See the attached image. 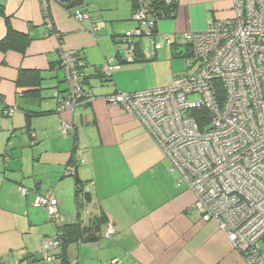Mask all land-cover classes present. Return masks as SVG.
Returning a JSON list of instances; mask_svg holds the SVG:
<instances>
[{"label":"crops","instance_id":"obj_1","mask_svg":"<svg viewBox=\"0 0 264 264\" xmlns=\"http://www.w3.org/2000/svg\"><path fill=\"white\" fill-rule=\"evenodd\" d=\"M134 3L81 0L78 6L89 18L78 21L56 0H0V41L8 27L28 38L23 50L0 49V264H112L114 259L121 264H244L217 225L202 221L191 208L193 193L176 184L177 174L169 172V162L137 118L106 100L118 91L165 86L182 75L179 35L230 18L231 0H176L175 17L157 22L152 41L139 42L131 63L111 78L98 76L97 69L115 56V39L135 26ZM164 34L173 44L156 48L153 42ZM60 51L81 59L82 85L91 93L73 110L56 109L57 98L67 92ZM21 70L38 71L39 84L19 87ZM10 106L17 109L3 114ZM62 122L75 127V149L72 138L60 133ZM73 155L88 194L87 217L75 176L65 173ZM18 186L29 190L26 197ZM47 192L57 199L60 214L69 217L63 224L75 221L78 208L81 225L105 216L93 239L68 244L64 261L47 263L37 255L43 238L57 232L47 212L32 206L37 194ZM108 222L115 226L110 238L104 237Z\"/></svg>","mask_w":264,"mask_h":264},{"label":"built area","instance_id":"obj_2","mask_svg":"<svg viewBox=\"0 0 264 264\" xmlns=\"http://www.w3.org/2000/svg\"><path fill=\"white\" fill-rule=\"evenodd\" d=\"M231 6L230 18L210 20L204 30L179 35L178 43L186 46L182 75L165 86L118 91L106 100L137 118L169 162V172L177 174L176 184L193 193L191 208L201 220L217 225L244 264H264V0H231ZM151 7V0H136L135 26L114 43L119 57L103 63L105 78L124 65L121 60H134L141 40L152 41L159 18ZM70 9L78 21L89 18L78 5ZM46 27L51 28L49 21ZM153 44L159 48L173 41L164 34ZM59 58L67 92L57 98L56 109L73 110L91 96L82 85L84 64L73 52L60 51ZM16 109L6 107L3 113L11 115ZM60 133L72 138L75 127L62 122ZM72 158L66 174L73 175L79 164ZM18 191L26 197L29 190L18 186ZM32 206L44 209L57 227L69 219L60 214L51 192L37 194ZM82 212L88 216L85 206ZM114 233V224L108 222L104 237ZM60 234L42 240L47 263L60 257ZM111 263L121 264L115 259Z\"/></svg>","mask_w":264,"mask_h":264},{"label":"trees","instance_id":"obj_3","mask_svg":"<svg viewBox=\"0 0 264 264\" xmlns=\"http://www.w3.org/2000/svg\"><path fill=\"white\" fill-rule=\"evenodd\" d=\"M64 4L69 9L72 6H77L78 4L81 3V0H64ZM136 2V0H135ZM135 5V3H134ZM151 10L160 19L164 18H173L175 17L176 10H177V3L176 0H170L169 2H166V0H151ZM1 12V8H0ZM27 36L26 35H21L19 33L14 32L10 27H8L7 33L5 37L0 41V49L1 50H6L8 48H19L20 50H23L24 47L27 45ZM117 41L115 39L114 43ZM136 53V52H135ZM179 53V52H178ZM177 53V54H178ZM186 53L180 52L177 56L184 57ZM75 56H77L75 54ZM78 57V56H77ZM114 57H119V54L117 50L115 49V56ZM79 58V57H78ZM80 59V58H79ZM81 60V59H80ZM121 64H126L124 63L123 60L120 61ZM96 74L98 76L104 77L101 68L97 69ZM83 76V74H82ZM40 80V75L38 71H31V70H21L18 76V81L17 85L19 87H36L39 84ZM37 90V89H36ZM37 91H28L25 92L27 95H35ZM24 93V94H25ZM23 94V95H24ZM37 94V93H36ZM4 114V113H3ZM73 147L77 146V134L76 132L74 133L73 137ZM8 157V156H7ZM70 163L73 162V158L70 159ZM77 166V165H76ZM75 176V192L77 197L79 196L83 197V203L81 207H86L85 203L88 199V194L87 192L84 191L83 187V182L77 177L76 175V170L75 173L73 174ZM81 199V198H80ZM79 208L78 211L76 212V219L73 223H66L62 224L57 227V232L59 231L61 234V240H62V251L60 253L61 259L64 261L65 257V250L68 244L71 242L78 240L80 237H86L89 239H93L94 235L92 234L93 230H96L99 226L104 221L105 216L101 215L99 218L93 219V220H87L86 224L81 225V221H79Z\"/></svg>","mask_w":264,"mask_h":264},{"label":"rangeland","instance_id":"obj_4","mask_svg":"<svg viewBox=\"0 0 264 264\" xmlns=\"http://www.w3.org/2000/svg\"><path fill=\"white\" fill-rule=\"evenodd\" d=\"M181 51L184 52V53H186V46L185 45H183V47L181 48ZM177 64L180 65V67L181 66L184 67L185 66V58L184 57H182V58L181 57H178Z\"/></svg>","mask_w":264,"mask_h":264},{"label":"water","instance_id":"obj_5","mask_svg":"<svg viewBox=\"0 0 264 264\" xmlns=\"http://www.w3.org/2000/svg\"><path fill=\"white\" fill-rule=\"evenodd\" d=\"M38 256H40V258L42 257V254L41 253H39V254H37Z\"/></svg>","mask_w":264,"mask_h":264}]
</instances>
